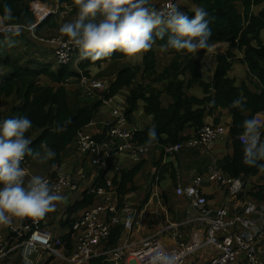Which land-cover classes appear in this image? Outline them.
Segmentation results:
<instances>
[{
	"label": "trees",
	"instance_id": "1",
	"mask_svg": "<svg viewBox=\"0 0 264 264\" xmlns=\"http://www.w3.org/2000/svg\"><path fill=\"white\" fill-rule=\"evenodd\" d=\"M34 0H0V19L5 25H19L28 28L34 23L33 14L30 11L29 3ZM53 6H58V12L64 11L65 6L70 7L66 20L61 24L58 22V15L49 16L42 24L36 27L35 35L40 36L42 29L56 30L57 34H62L59 29L64 23L75 22L78 15V7L75 0H39ZM163 1V0H162ZM176 1V6H177ZM196 9L205 8L213 22L210 24L212 37L211 47L218 43L228 44L225 54L216 56L217 67L210 84L202 81L201 62L194 55L186 51L168 50L172 56L171 63L164 69L162 74L155 72V55L149 50L143 58L144 73L142 81L135 85L137 70L124 67L121 62L126 59V54L119 50L114 51L109 57L99 60L84 58L78 65V71L101 81L104 76L115 75L114 81L108 84L105 90L96 91V96L92 99L87 97L82 88L70 91L66 86L75 81L78 84L80 74L70 66L58 67L53 71L52 64L46 63L38 66H22L15 57L6 55L1 57L0 65L6 68V73L0 75V104L2 100L11 98L14 104L9 110L8 118L27 116L33 127L26 133L32 140L34 150L43 152L44 149H51L56 153L55 157L48 160L49 168L60 165L62 154L71 145L74 146L76 136L95 120V117L102 107V99L108 100L117 95L122 89L128 88L129 94L126 97L125 109L123 110L127 121L130 123L131 116L137 110L138 101L144 102V113L153 119L156 139L149 137V130L135 132L133 141L140 145H159L166 147L189 138H182L180 134L186 129H194L193 136L205 126L204 115H212L216 110H226L231 117L229 127L230 144L232 155H226L216 163L222 173L229 178L241 179L243 184L247 178L261 176V184L254 186L247 192L248 198L264 203V170L257 166L249 167L242 163L243 147L238 137L243 136V122L264 112V10L254 14L252 8L262 3V0H189ZM64 4V6H61ZM11 8V18L4 19V6ZM61 6V7H59ZM189 19L194 14L187 15ZM19 31L16 34H0V52L2 43L7 39L15 41L16 38H23ZM25 32V30H24ZM53 34L47 33L46 37H40L43 41L53 38ZM61 37H67L60 35ZM68 38V37H67ZM168 39V34L164 40L157 39L153 47H160ZM55 49V48H54ZM243 51L241 63L246 67L248 73V86L243 83L235 86V81L228 78L233 55L231 50ZM77 50L73 57L80 53ZM54 57V52H53ZM53 62L56 64L55 60ZM109 63L104 70H100L94 76L91 75V68H100L101 64ZM188 72L190 80L186 84L183 76ZM47 78L52 86L41 84V79ZM148 82V84L146 83ZM162 85L157 88L154 85ZM198 86L203 94V99L187 98L185 89ZM162 94L168 95L172 99V104L167 109L160 107V97ZM101 97L102 99H98ZM241 101V107L234 104ZM208 106L211 108L208 110ZM7 118V119H8ZM218 125V121L214 122ZM264 132V123L262 125ZM85 132V131H84ZM87 132V131H86ZM106 130L99 136H94L99 140L104 137ZM34 159L25 157L22 167L29 165ZM264 164V160L257 161V165ZM142 164H137L128 172L120 174L119 181L114 179L112 186H118L117 192L123 196L132 191L133 179L140 171ZM159 179V178H158ZM106 183L97 179L91 189L84 191L81 199L71 206L67 213L68 218L61 225L67 228L66 234L59 238L62 248L70 255L73 252V222L69 220L72 214L94 205L96 200L95 192L91 190L106 189ZM130 185V188H127ZM165 204V203H164ZM123 227L113 225L107 240L100 245L102 249L116 247L119 245ZM27 235L19 238V243L23 242ZM51 257V256H50ZM5 258L3 264H5ZM89 264H107L102 257L90 260Z\"/></svg>",
	"mask_w": 264,
	"mask_h": 264
},
{
	"label": "crops",
	"instance_id": "2",
	"mask_svg": "<svg viewBox=\"0 0 264 264\" xmlns=\"http://www.w3.org/2000/svg\"><path fill=\"white\" fill-rule=\"evenodd\" d=\"M162 0H149V3H159ZM177 6L180 10L186 14H194L196 9L192 6L189 0H178ZM252 8V12L257 14L264 10V0L262 3ZM56 14H66L71 11L70 7L64 8V11L58 12V9L51 8ZM0 24H3L0 19ZM36 29V28H35ZM35 29L33 31L22 30L21 33L24 37L16 38L19 40L10 41L7 39L2 43L3 49H7L8 54L5 50H2V53L12 57L19 62L22 66H38L41 64L50 63L52 64L51 68L53 71H56L57 68L54 67L53 63V52L54 46L40 39V37H46L47 33L55 34L52 30L46 28L42 29L41 35H35ZM63 35V34H60ZM34 46V47H33ZM228 49V44L218 43L209 50H201L195 56L200 60L201 68V77L202 81L206 84H210L213 80V75L217 67L216 56L220 54H225ZM151 51L155 55V72L157 74H162L164 69L169 66L172 60V56L168 52H162L160 47H152ZM233 58L231 60V68L228 72V78L235 81V86L239 87L243 83L248 86V73L246 67L241 63L243 59V51H238L236 49L231 50ZM145 53L143 54L144 58ZM4 56V57H5ZM3 57L0 55V59ZM83 56L81 52L75 57L74 61L71 62L70 67L74 71L78 72V65L82 61ZM109 63L101 64L100 68H91V75H95L100 70H104ZM121 65L124 67H130L137 70L135 85L139 84L142 81V75L144 73L143 59L136 60L133 57H127L121 62ZM6 73V68L1 64L0 65V75ZM104 82L106 88L111 81H114L115 75L104 76ZM185 83L187 84L190 80V75L188 72L183 76ZM148 84V82H146ZM41 84L46 86H52L51 82L47 78L41 79ZM161 88L162 85L156 84L154 87ZM66 88L70 91H75L80 89L79 84L75 81H71ZM129 94V89H122L117 95L113 97L112 103L117 104L122 109H125L126 97ZM185 96L187 98H195L201 100L204 98L202 90L198 86H192L191 88L185 89ZM14 104L11 98L2 100L0 104V120L8 118L9 110ZM172 104V99L166 95L162 94L160 97V107L162 109H167ZM209 110V109H208ZM138 116H131L130 127L136 128L138 132L144 131L145 129H151L153 127V119L148 117L144 113V102L138 101ZM135 111V112H136ZM134 112V113H135ZM257 124L260 126L261 131V140L264 141V132L262 130V125L264 123V112L256 115L254 117ZM111 120L110 104L103 105L96 117L95 120L87 126L84 131L90 133L94 136L101 135L106 130L107 123ZM218 121V125L227 127V133L225 136L217 140L212 148L210 154H202L196 150L183 149L177 154L167 155L164 153V148L159 145H148L147 150L144 154L140 155L138 159L132 158L128 154H117L112 156L106 168L99 166L91 165L89 159L81 154L75 149L74 146H70L62 154V160L59 166L54 168H49L48 160L41 162L39 159H34L29 165L25 168L28 170V175L24 178L25 184H27L31 177L38 175L40 177H45L51 174L66 172L69 175H72L78 185V189L75 191L65 190L62 194L66 199L63 201L55 202L56 207L53 212H50L44 216L42 221V228L48 230L53 238L59 239L67 232V228L62 227V223L68 218V209L73 206L77 201L81 199V195L84 191L91 189L96 180L101 178L105 183L104 191L107 193L114 194V201L116 203L117 210H120L124 207H127L130 210L128 217L134 216L136 224L134 225L132 232L123 231L118 243L122 242L123 239L128 237V240L135 245L139 244L144 238H147L152 235L153 231L150 229V223L155 220H158V217L161 215L162 209L166 205H162V200H166L167 204H173L175 201H178V196L175 195V189L180 185H188L191 183L192 179L196 176H204L210 171V166L222 160L226 155H232V146L230 144L229 136V127L231 124V117L226 110L220 109L216 110L212 115L205 113L204 123L205 125L214 124L215 121ZM194 134V129H186L180 134V137L187 138L191 137ZM188 139V138H187ZM186 140V139H185ZM46 151L43 150L41 153ZM211 161L207 164L208 159ZM137 164H142L140 171L135 175L132 183L134 188L132 191L127 192L123 196H120L117 192L118 186H112V181L117 179L119 181L120 174L122 172H128L134 168ZM216 170H219L216 167ZM221 171V170H220ZM222 172V171H221ZM159 178V179H158ZM261 176L247 178L244 181V188L242 193L247 194L254 186L261 184L263 181ZM254 180H256L254 182ZM127 188H130V185H127ZM201 191L208 201V205L211 208H219L225 203L226 194L223 189L215 184L204 182L201 185ZM74 193H79V198L74 196ZM240 194L236 200H231L229 202V207L231 209H238L242 206L243 202L249 200L256 202L248 196L241 197L243 194ZM94 205L99 203L102 200V196H97ZM161 197V198H160ZM182 197H180L181 199ZM184 199V198H182ZM185 200V199H184ZM186 201V200H185ZM185 204V203H183ZM92 207V206H91ZM90 208V207H89ZM88 209V208H87ZM85 210H82L76 214H72L69 217V220L74 222ZM110 214H107V217L103 218L104 221L109 222ZM30 217H13L12 222L9 225H0V248L7 250L9 253L7 255V260L5 264H62L63 262L60 259H54L51 254H45L40 257H36L34 261L28 259V262L23 260L22 249L18 247L19 238H16V235L13 234L9 227H14L18 232L19 236L25 235L24 226L30 221ZM161 222V221H160ZM159 222V223H160ZM182 224V223H181ZM169 237H160L161 244L168 248V246H174L175 242L174 237L172 236V231L168 234ZM22 237V236H21ZM119 243V244H120ZM74 244V240H73ZM257 251L259 258L264 256V236H260L256 241ZM61 254L67 256V252L62 248L60 250ZM204 254H208L209 258L213 257L216 252L208 251ZM49 256L46 259V256ZM51 256V257H50ZM209 258L205 259L203 262L207 261ZM43 259L45 261L43 262Z\"/></svg>",
	"mask_w": 264,
	"mask_h": 264
},
{
	"label": "built area",
	"instance_id": "3",
	"mask_svg": "<svg viewBox=\"0 0 264 264\" xmlns=\"http://www.w3.org/2000/svg\"><path fill=\"white\" fill-rule=\"evenodd\" d=\"M176 1L163 0L152 7L161 13H166L169 3L176 5ZM29 8L34 17V23L31 26L25 28L19 25L0 24V34H16L22 30L33 31L54 13L51 8L37 1L30 2ZM46 42L51 43L55 48L54 60L58 67L70 66L74 53L79 50L70 39L61 36ZM78 73L80 74L78 84L87 97L93 99L96 91L105 90V82L85 76L79 71ZM98 99L102 98L98 97ZM112 101L113 98L102 99L103 105L110 104L111 112V120L106 125L104 137L97 140L89 133L82 131L78 133L74 143L78 153L87 157L91 165L102 168H106L109 159L114 155L128 154L138 159L148 147L133 141L134 133L138 132L137 129L130 127L124 115V109ZM227 130V127L222 125H205L194 136L164 147V153L172 156L183 149H189L208 155L215 142L223 138ZM238 139L244 144L243 136ZM23 168L26 172L25 177L29 176L28 170L24 166ZM41 178L48 180L57 194H62L65 190L78 189L75 178L66 172ZM204 182L221 187L226 194L227 203L219 208H211L201 191V185ZM243 188L241 179L229 178L220 170H212L204 176L194 177L190 184L180 185L175 189V195L184 198L189 204L187 218L181 225H190L193 231L190 234V243L181 246L184 252L176 253L175 251L171 254L174 264H184L190 255L201 249L216 252L213 257L201 264H264V256L259 258L256 246L257 239L264 236V203L247 200L243 202L240 210L229 207V202L236 200ZM91 191L103 198L99 203L86 209L73 222V252L67 256L62 255L60 240L53 238L48 230L41 227L44 217L31 218L23 228L27 238L18 245L22 249L25 262H28V257L33 253L37 254V258L48 253L59 258L62 264H89L90 260L98 257H102L107 264H151V256L157 249L166 253L162 244L152 235L137 245L131 243L126 236L116 247L99 250L100 245L109 237L111 226L119 224L123 227V231L132 232L136 222L134 216H127L130 213L127 207L117 210L113 193H107L104 189ZM107 214H110L109 222L103 220ZM198 227H204V231L201 232ZM9 228L16 238L25 236H19V232L14 227ZM169 229L175 239L177 229L167 226L162 228L161 232ZM8 253L7 250L0 248V264H3Z\"/></svg>",
	"mask_w": 264,
	"mask_h": 264
},
{
	"label": "clouds",
	"instance_id": "4",
	"mask_svg": "<svg viewBox=\"0 0 264 264\" xmlns=\"http://www.w3.org/2000/svg\"><path fill=\"white\" fill-rule=\"evenodd\" d=\"M78 15L75 22L64 23L59 31L81 51L84 58L99 60L114 51L136 60L151 50L157 39H168L160 50L186 51L194 56L201 50H209L212 37L210 24L213 17L199 7L194 17L184 14L178 6L169 3L168 11L161 13L149 0H75ZM4 19L11 18V8L4 6ZM241 107V101L234 102ZM242 108V107H241ZM33 127L27 116L0 120V225H9L13 217L43 218L53 212L55 202L63 201V195L53 191L49 181L38 175L25 184V169L21 166L25 157L51 160L56 153L47 149L43 155L34 150L26 133ZM243 160L249 167L264 170V141L255 119H246L242 125ZM152 141L155 129L149 130ZM151 264H174L171 256L157 249L151 256Z\"/></svg>",
	"mask_w": 264,
	"mask_h": 264
},
{
	"label": "rangeland",
	"instance_id": "5",
	"mask_svg": "<svg viewBox=\"0 0 264 264\" xmlns=\"http://www.w3.org/2000/svg\"><path fill=\"white\" fill-rule=\"evenodd\" d=\"M34 1H37V2H40L46 6H48L49 8H55V9H58V6H53V5H50V4H47V3H43L39 0H34ZM160 1V0H159ZM32 2V1H31ZM157 4V3H156ZM151 6H154L155 4L154 3H150ZM61 6H64V4H62ZM59 6V7H61ZM259 7V6H257ZM59 16L58 18V22H61V24L66 20V17L68 15L66 14H56ZM51 16H54V15H51ZM49 18V17H48ZM52 32L55 34L56 30L52 29ZM60 34H55V36L53 38H56V37H59ZM64 37V36H62ZM64 38H67V37H64ZM52 39V38H50ZM69 39V38H67ZM16 40H19V39H16ZM34 47V46H33ZM3 48V46H2ZM1 50H5L6 53L8 54L7 52V49H1ZM0 55L2 56H5V54L2 53V51L0 52ZM54 63V62H53ZM54 67L57 68V65L54 63ZM104 82V80H103ZM100 91V90H99ZM96 93V92H95ZM138 116V111H136L134 114H133V117H137ZM210 154V153H209ZM210 158L208 159V162L207 164H210L209 163ZM212 164V163H211ZM210 164V165H211ZM210 171L212 170H216V165L215 164H212L210 166ZM256 180H254L255 182ZM261 180L259 179V182ZM244 192H245V188H244ZM243 195L241 197H247L246 194L242 193ZM79 193H74V196L76 198H79ZM161 198V197H160ZM247 199V198H246ZM161 202H162V205H166L164 207V209L160 210L161 211V215L158 217V220L155 218L154 221H152L149 225H150V229L151 231H153L152 233V236L155 237V239L161 244L160 242V237L163 239L164 237H169L168 234L170 232L171 229L165 231V232H161V229L162 228H166L167 226H170L172 227V229H177V236L176 238L174 239V241H172V243L175 242L174 246H168L167 249H165V247L163 246V249L164 251L169 255L171 256V254L173 252L176 251V253H179V252H184V249L181 248V246H186L190 243L191 241V236L190 234L192 233L193 229L190 225H185V226H182L181 223L183 224L187 218V212L189 211V204L187 201H185L184 199H180V197L178 198V201H175L173 204H167L166 200H163L161 198ZM185 203V204H183ZM234 211V210H232ZM161 221V222H160ZM160 222V223H159ZM198 230H200L201 232L204 231V227H198ZM145 240V238L143 239ZM103 246L99 247V250H102ZM209 250L207 249H201L199 251H197L196 253L190 255L186 260H185V263L184 264H201L203 263V261L207 258H209V255L208 254H204L206 252H208ZM45 255V254H44ZM48 255L46 256V259H48ZM54 259H56L57 257L56 256H52ZM59 259V258H57ZM45 261V259H43V262Z\"/></svg>",
	"mask_w": 264,
	"mask_h": 264
},
{
	"label": "water",
	"instance_id": "6",
	"mask_svg": "<svg viewBox=\"0 0 264 264\" xmlns=\"http://www.w3.org/2000/svg\"><path fill=\"white\" fill-rule=\"evenodd\" d=\"M210 108H211V107L208 106V109H210ZM36 256H37V254H36V253H33V254H31V255L28 257V259L31 260V261H34V259L36 258Z\"/></svg>",
	"mask_w": 264,
	"mask_h": 264
}]
</instances>
